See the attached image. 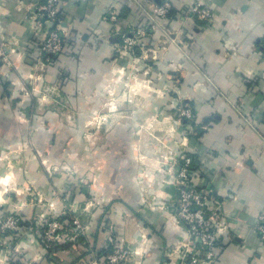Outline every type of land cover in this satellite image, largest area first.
<instances>
[{
	"label": "crops",
	"instance_id": "1",
	"mask_svg": "<svg viewBox=\"0 0 264 264\" xmlns=\"http://www.w3.org/2000/svg\"><path fill=\"white\" fill-rule=\"evenodd\" d=\"M41 1L0 0V208L20 203L26 185L49 197L66 186L71 179L52 177L41 162L74 152L84 238L49 264H87L117 240L130 251L127 264H177L186 226L169 209L174 146L193 158L197 187L221 205L226 229L213 264H264L255 230L264 212V0H168L174 13L162 23L182 48L148 31L146 52L120 57V34L144 23L133 0H61L68 42L52 61L32 39ZM192 1L210 9L211 23L184 17ZM122 65L148 87L124 105ZM182 106L193 117L178 125ZM34 210L23 206L25 216ZM26 242L28 253L42 250Z\"/></svg>",
	"mask_w": 264,
	"mask_h": 264
},
{
	"label": "built area",
	"instance_id": "2",
	"mask_svg": "<svg viewBox=\"0 0 264 264\" xmlns=\"http://www.w3.org/2000/svg\"><path fill=\"white\" fill-rule=\"evenodd\" d=\"M133 1L143 15L145 24L141 23L120 34V42L116 44V52L119 57L135 54L136 51L146 52L148 43L144 39L147 37L148 31H160L172 45L182 48L183 42L180 38L168 32L162 23V20H168L167 14L171 6L168 0L161 3ZM183 13L185 18L199 20L204 26L212 21L210 9L199 1L190 2L183 9ZM108 14L111 20L116 18L113 10L108 11ZM30 19L33 24L32 39L39 41L40 50L45 55L44 59L52 61L64 52L68 42L66 30L61 26L63 21L61 0H42L32 11ZM174 115V122L179 125L182 120H190L193 117L192 108L190 106L179 107ZM168 150L166 171L170 176L167 180L173 184L176 191L169 204L171 218L174 223H182L186 226L183 238L173 249L178 261L177 264H213L222 249L223 233L226 229L221 205L219 201L212 198L210 189L200 188L195 184V170L192 167L193 158L174 146L169 147ZM17 221V217H7L4 221V228H14ZM70 222L73 225V230L69 231L71 235L62 238L52 235L51 238L55 244L72 241L78 235L84 236L85 227L80 220L76 217ZM50 227L51 231L55 232L60 228V225L53 222ZM255 230L264 243V212L259 214ZM129 259L130 251L123 246L120 240H117L113 243L110 252L99 255L93 252L86 263L127 264Z\"/></svg>",
	"mask_w": 264,
	"mask_h": 264
},
{
	"label": "rangeland",
	"instance_id": "3",
	"mask_svg": "<svg viewBox=\"0 0 264 264\" xmlns=\"http://www.w3.org/2000/svg\"><path fill=\"white\" fill-rule=\"evenodd\" d=\"M124 68L125 66L122 65L121 69L118 70V79L119 81L122 80L119 83L122 90L121 96H123L122 105L128 101L133 103V95H138L139 93L137 94L136 92L148 88L133 71L128 74L129 79L127 74H125ZM112 89L114 88L112 87ZM114 101L112 104L115 105ZM93 120L95 119L93 118ZM160 141L157 139L159 145L161 144ZM155 150L158 152V145ZM76 156L74 152H71L67 159H61L53 163L42 161L41 166L52 177L64 174L72 182L79 171V160ZM71 182H68L66 186L64 185L65 187L54 188L50 197L36 192L30 185H26L20 194L22 196L20 203L15 204L8 210L0 208V264H33L35 261L37 262V258L40 256H43L44 264L51 263V258L55 257L52 255H56L54 252L60 250L57 248L60 244H55L51 236L54 235L62 238L63 236L71 235L69 231L73 230V225L70 221L76 217L80 219L77 215V208L80 202L75 195L78 186L73 184L75 181ZM25 204H31L35 207L32 215H24L23 206ZM9 216L17 217L18 221L14 228L5 229L4 221ZM53 222H57L60 225V228L55 232H52L50 227V224ZM80 236L78 235L72 241L79 242ZM29 239L37 240L42 250L36 253H28L26 249L28 245L26 244L25 246L23 242H28ZM45 245L49 246L46 247ZM47 249H51L52 251H50L49 257H44Z\"/></svg>",
	"mask_w": 264,
	"mask_h": 264
},
{
	"label": "trees",
	"instance_id": "4",
	"mask_svg": "<svg viewBox=\"0 0 264 264\" xmlns=\"http://www.w3.org/2000/svg\"><path fill=\"white\" fill-rule=\"evenodd\" d=\"M174 13V11L172 10V7H170V9H169V11H168V14H167V16H168V18L170 19V17H171V15ZM145 40V39H144ZM175 193H176V191H175V189H174V195H175ZM83 238H84V236H80V238L78 239V241L79 242H82L83 241ZM70 243H72L71 241H67L66 243H63V244H60L59 246H57V248L58 249H63V248H65V247H67V246H69L70 245ZM56 248V249H57ZM50 251H52L51 249H47V251H46V255H45V253H44V257H49L50 256ZM108 252H110V248H107V249H105V250H103V252H100V254H103V253H108Z\"/></svg>",
	"mask_w": 264,
	"mask_h": 264
}]
</instances>
